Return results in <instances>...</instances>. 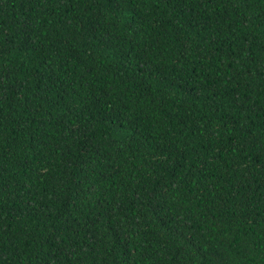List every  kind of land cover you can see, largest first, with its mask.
Returning <instances> with one entry per match:
<instances>
[{
	"label": "trees",
	"instance_id": "16d2710c",
	"mask_svg": "<svg viewBox=\"0 0 264 264\" xmlns=\"http://www.w3.org/2000/svg\"><path fill=\"white\" fill-rule=\"evenodd\" d=\"M0 264H264V0H0Z\"/></svg>",
	"mask_w": 264,
	"mask_h": 264
}]
</instances>
